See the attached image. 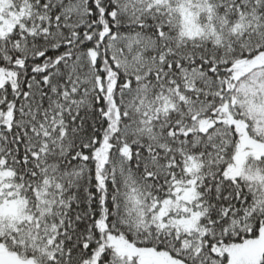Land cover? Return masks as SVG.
<instances>
[{
    "label": "snow or ice",
    "instance_id": "obj_1",
    "mask_svg": "<svg viewBox=\"0 0 264 264\" xmlns=\"http://www.w3.org/2000/svg\"><path fill=\"white\" fill-rule=\"evenodd\" d=\"M0 264H264V0H0Z\"/></svg>",
    "mask_w": 264,
    "mask_h": 264
}]
</instances>
